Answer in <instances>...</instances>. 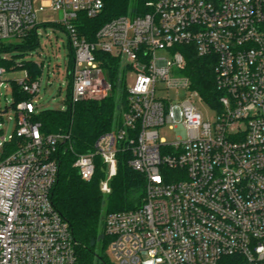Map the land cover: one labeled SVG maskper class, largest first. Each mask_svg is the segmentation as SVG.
<instances>
[{
	"label": "built area",
	"instance_id": "1",
	"mask_svg": "<svg viewBox=\"0 0 264 264\" xmlns=\"http://www.w3.org/2000/svg\"><path fill=\"white\" fill-rule=\"evenodd\" d=\"M104 7V0H0V42L22 39L47 22L66 30L75 52L73 101L101 100L113 90L97 51L124 57L135 72L119 122L82 153L69 132L45 134L32 120L41 81L26 80V72L20 83L33 99L17 103V129L0 142L4 148L22 139L0 160V264H78L70 225L52 201L62 148L75 154L84 180L95 175L96 158L103 159L105 194L120 149L132 153L129 164L144 174L142 205L103 218L120 264H264V0H155L151 11L114 17L87 40L78 30L80 13L93 18ZM48 10L61 19L40 22L39 13ZM177 44L216 58L215 122L189 97L157 96L163 82L203 99L180 73L186 58ZM120 70L125 79L122 64ZM6 72L0 67V88L11 89ZM164 125L177 129L174 142L160 137Z\"/></svg>",
	"mask_w": 264,
	"mask_h": 264
},
{
	"label": "trees",
	"instance_id": "2",
	"mask_svg": "<svg viewBox=\"0 0 264 264\" xmlns=\"http://www.w3.org/2000/svg\"><path fill=\"white\" fill-rule=\"evenodd\" d=\"M105 7L96 17L90 18L80 13L78 30L87 40L96 39L98 30L110 19L130 14H144L152 10L155 0H104ZM60 25L52 22L38 24L22 41L12 43L0 42V67L6 71L25 68L28 81L40 78L42 66L33 60L17 61V56L39 44L38 28L40 26ZM68 62L69 98L67 109H46L35 112L33 121L41 123L45 134L57 131L69 132L76 152H88L94 149L99 136L114 129L119 122L118 101L124 107L127 103V84L124 75L119 76L121 58L103 51H97V61L103 67L106 77L112 82L113 90L101 100H72L73 80L71 71L74 67L75 52L70 44ZM174 49L182 51L186 65L180 73L190 80L191 88L200 93L203 99L213 106H219L220 91L215 86V64L213 55H200L193 45L177 44ZM14 51H20L13 54ZM122 76V77H121ZM10 82V81H9ZM13 93L12 108L17 103L31 101L33 95L26 92L21 83L11 81ZM121 88V89H120ZM119 92V93H118ZM120 106V108H121ZM120 112V111H119ZM0 133L2 131L0 130ZM22 139L14 137L3 148L1 160L16 152ZM117 173L110 181L111 192L105 194L101 189V180L107 176V165L101 157L96 158V173L91 180H84L74 167L75 154L62 148L57 153L59 173L52 191V201L56 209L68 221L75 240L78 264H112L106 254L111 237L103 226L104 211L131 210L140 207L146 195V178L144 174L133 169L129 164L132 153L120 149L118 154Z\"/></svg>",
	"mask_w": 264,
	"mask_h": 264
},
{
	"label": "rangeland",
	"instance_id": "3",
	"mask_svg": "<svg viewBox=\"0 0 264 264\" xmlns=\"http://www.w3.org/2000/svg\"><path fill=\"white\" fill-rule=\"evenodd\" d=\"M61 13L57 11H45L39 13L40 22L44 21H59ZM39 44L28 50L26 54L19 55L18 51L13 54H18L17 61L33 60L42 66L40 76L41 88L40 92L35 96L36 112L46 109H67L69 98V76L68 62L70 58L69 36L66 30L60 25L55 27L52 25L40 26L38 28ZM7 42L19 43L21 38H10ZM122 67L125 71V80L127 85H133L135 82V72L127 69L125 66V58L123 57ZM27 70L25 68L11 69L5 73L7 81H16L20 83L26 78ZM123 75L120 70L119 76ZM122 77V76H121ZM124 78V77H122ZM6 84V83H5ZM121 89V88H120ZM119 93V92H118ZM157 96L165 99H182L191 98L203 113L204 119L215 122L219 113V107L212 106L204 99L199 100L198 97L191 95V90L185 86L167 87L166 83L159 82L157 84ZM13 103V93L11 89H7L6 85L0 88V142L3 141L2 136L13 135L17 129V116L14 109L11 107ZM121 102L118 101V110L120 111ZM160 137L166 142L171 143L177 139V129L170 128L168 125L159 128ZM3 155V148H0V160ZM106 212L104 211L105 216ZM106 254L112 264H120L113 256L110 246L106 249Z\"/></svg>",
	"mask_w": 264,
	"mask_h": 264
}]
</instances>
